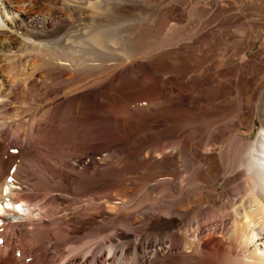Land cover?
I'll use <instances>...</instances> for the list:
<instances>
[{
    "label": "bare ground",
    "instance_id": "6f19581e",
    "mask_svg": "<svg viewBox=\"0 0 264 264\" xmlns=\"http://www.w3.org/2000/svg\"><path fill=\"white\" fill-rule=\"evenodd\" d=\"M155 1L0 0V264H160L162 253L186 252L194 244L200 264H264V122L253 141L235 137L222 147L212 142L222 128L207 118L222 113L227 101L207 111V100L221 102L218 96L227 88L216 86L217 78L208 76L203 83L202 77L190 76L189 59L170 57L164 69H175L168 72L173 75L163 83L166 88L149 84L151 89L142 92L144 74L133 75L147 67H137L135 59L169 57L171 51L163 49L177 47L188 31L167 11L144 14ZM178 47L173 54L179 55ZM119 68L122 75L116 74ZM142 114L153 116L152 123H166L156 141L178 144L177 162L149 167L161 197L149 196L151 204L143 211L175 218L178 230L148 247L138 226L132 228L135 242L117 233L118 227L131 225L123 215L130 208L120 198L126 197L124 190L79 205L83 191L122 173L107 159L104 168L83 162L84 155L110 152L126 132L138 130L130 122L138 123ZM180 137L186 139L185 149ZM220 147L216 164L212 155ZM147 163V157L125 161L133 170ZM144 201L131 205L137 225ZM64 203L68 206L61 209ZM17 213L22 217L14 222L11 215ZM194 224L198 237L218 229L227 230L226 237L211 233L194 243L187 235ZM48 249L57 260L50 261ZM147 249L154 257L150 262Z\"/></svg>",
    "mask_w": 264,
    "mask_h": 264
},
{
    "label": "rangeland",
    "instance_id": "374dc122",
    "mask_svg": "<svg viewBox=\"0 0 264 264\" xmlns=\"http://www.w3.org/2000/svg\"><path fill=\"white\" fill-rule=\"evenodd\" d=\"M157 2L155 1V4L147 6L148 8L146 7V9L144 10L145 11L144 14L148 15V14H151L152 12L154 13L156 12V14L161 15V13L167 11L168 12V13L166 12L167 15L169 14V16H172V19L174 21L182 23L180 25H183V26L185 25L186 30L188 29V31L187 32L185 31V33L183 31V33L186 34L185 38L184 36H182L181 39L179 38L180 40L186 39L185 41L178 40L179 41L178 42L176 40L177 42H175L176 44L178 43V45L181 47V50H180L181 52L180 51L178 52L179 55L173 54L179 48L178 45L177 47L175 45V46H171L172 49H170L171 47H166L165 49H163L164 52L171 51L169 53H171L172 55V56L170 55L169 57L166 56L164 59L161 58L160 56L161 54L160 55L155 54L154 56L151 57L152 60H150L149 55L148 57H146V59L144 56L135 59V62H137L135 63V65L137 67L139 68H143L145 66L147 67L146 68L148 72L147 76H146L147 74L146 70L143 71L142 69L136 70V73H134L136 77L133 75L134 79L136 78L138 79L137 76L138 74H140V72H141L140 76L144 74L142 76V80L145 85L140 87L142 92L146 91L145 89L149 91L151 87L155 88L156 85H158V87L161 86L162 88H166L163 83H166L165 81L170 78V75L171 76L173 75V74H168V72L170 69L172 70L175 69L174 66L166 67L168 71L164 69V66L169 62L168 59L170 57L176 58L177 60L178 58L181 60L189 59L190 64H191V61L193 62L191 64L193 67L192 70L194 72H197V73H193V71L191 70L190 76L193 75V76H199V78L202 77V79L204 78V80L201 79L203 83L205 82V80L209 82L210 78H214V79L217 78L215 80V83L216 82L218 83V84L216 83L217 84L216 86H220L221 88L226 86L225 88H227V89L222 88L223 90L224 89L225 90L221 91L222 93H220V95L218 96V97H221L220 98L221 102L219 100L218 101L213 100L214 99L213 97L207 100L208 104L206 102L207 104L206 110L209 111L210 106L212 109V108H215L213 106L222 103L223 101H225V99L227 101V102H223L224 103L223 108H225V110L222 108V113H219L217 115H212L209 118H207V120H210V121H213V120L217 121L218 124L220 125L219 127L222 128V129L220 128L222 132L217 134L218 138L216 137L217 139L215 138L212 142L216 144L218 143L222 147L230 143L231 139L235 137H241L246 140L248 139L250 141L255 140L257 137V134L263 127L262 125L264 122V113H263L264 112V0H232V1L210 0V2L208 0H205V1H202V0H157ZM194 12L195 14L193 15L195 16H193L194 18H192V13ZM188 15L190 16L188 17ZM174 18H176V20ZM205 28L207 29L205 30ZM167 33L168 31H166V34ZM189 33H192V35L190 34L191 37L189 36ZM166 34L164 36H166ZM189 38L190 39L192 38V40H190ZM187 39H188V42H186ZM185 43H188V44H185ZM186 47L189 48V50L185 49ZM179 56H181L182 58H180ZM219 56H220V59H219ZM221 57H224V58H221ZM201 58L204 60L201 61L202 60ZM153 63L155 64V67L153 66L154 65ZM197 63H199L198 64L199 66L197 65ZM201 64H203V67ZM194 65L196 66L195 68H198V69H195ZM232 68H234V70ZM172 70H170V72ZM123 71H124L123 69L119 68L116 74L122 75ZM161 71L163 73H161ZM208 76L210 78H208ZM218 77H221L220 78L221 80ZM149 84L152 86L149 87L150 86ZM197 84L199 85V83ZM146 85H149V86H146ZM174 88L176 87L174 86ZM228 88L230 90H228ZM236 88L238 89V91ZM140 89L139 91L138 89H136L135 90L136 93H139L141 91ZM231 90H235V93L234 91H231ZM225 92L227 93V95ZM148 102L149 101H145L143 104L148 105L149 104ZM226 105L229 107H227ZM199 106H200V103L194 104V108L196 109L199 108ZM231 107L232 109L229 110ZM212 112L214 113V111ZM145 116L148 117V119ZM142 117L143 118H141V120L137 121L138 123L135 122L134 124V122L132 121L130 122V126L132 127L138 126L137 128L138 130L134 132L132 135L126 132L123 135L124 137L121 136L122 140L113 144L112 150L110 152H107V153L92 152L88 154L87 156L84 155L85 156L84 159L82 158L83 162L85 160H86V163L87 162L89 163L92 161L94 162V164L99 165L102 168H104L105 166H102V165H104L103 163L107 159L105 162L109 163L110 168L116 169L117 167V170H121L122 173H119L120 175L119 174L114 175L108 182L102 181L101 182L102 184L99 183L95 185L94 188L90 189L89 191H86V192L83 191L80 196V197L82 196L83 197L81 198L82 200L79 199L81 200L79 201L80 202L79 205H82V204L83 206L86 205L87 204L86 201L89 199H94L95 196L97 200V198H99V196L102 194H103L102 196H106L109 194L113 196L114 195L119 196V194L121 193L120 190L122 192L124 190V193H121V195L123 194L122 196H126L124 197L125 200L123 197H120V198H122V201L125 202L127 207H128L127 205L128 203L130 205V208L129 209L127 208L128 210L125 209L123 212V215L126 218L129 217L128 219L130 220L131 225L127 227L128 230L126 228L127 231L124 230L125 227L123 229L118 227L117 233L120 236L125 237V239L128 240L129 242H135L136 234L132 230L138 226L140 227V231L143 233L140 236V238L142 239L141 243L144 244L145 247H148L150 245H153L152 243H155L161 239L167 240L166 238L168 235L178 230L179 222L175 218H172L170 216H164L162 214H157V213H150L149 215L143 214V211L146 208H148V206L151 204L148 201V197L151 196L152 198L158 194V189H157L158 186L156 183V178L154 175L151 174L149 167L154 164H157V166L159 165L160 167H165L168 164H169L168 166H171L172 162H177L178 161L176 160L177 158H174L173 156L176 155L178 144H177V141L174 140L176 143L175 144L173 141L170 142L168 139L165 141H160V142L156 141L155 139L156 135L160 132L161 129L164 130L166 123L161 120H159L158 123L156 121L152 123L154 120L153 116H150V115L147 116V114L146 115L142 114ZM227 119H230L228 120L230 123L227 122ZM144 123L145 125L147 124L148 127H145ZM225 124H227L228 127ZM151 126H153L154 128ZM150 127L153 129H150ZM178 140H181V141H178V143H181L180 145L182 146L181 148L185 149V146H184L185 145L184 143H186L185 137H180L178 138ZM221 147L218 148L217 151L214 152L212 155L213 160L212 159L211 160L216 164L219 163V153L221 151L220 150ZM93 153L94 154L96 153L94 158L91 157V155H94ZM146 157L148 159V163L144 167L133 170L130 165L125 164V161L127 159H132L135 161H138V160L142 161V160H145ZM180 161L182 160L180 159ZM181 163H183V161L180 162V164ZM86 194L87 195L91 194V195L86 196ZM91 196H93V198ZM157 196L161 197L160 194ZM100 198L102 197L100 196ZM144 199L146 201H144ZM142 200L144 202L141 204V208H139L142 212L140 213V215L138 214V216L140 217V222L137 225L136 223H134L136 214L134 215L133 213L134 211L131 208L133 206L140 205L139 202L141 203ZM65 204L66 203H64L62 206L59 205V207L61 209L66 208L68 205L67 204L65 205ZM131 205L133 206L131 207ZM52 214L53 213H51V215ZM51 215H50V218H52L55 214L53 216ZM99 223H102V218L100 216H98L95 226L98 227ZM88 227L89 226L87 225V228ZM192 227L196 229L195 224L191 225V227H189V229L191 230H189L187 235L191 237L192 241L194 240L193 241L194 243L199 242V239L202 237L204 239H207L209 234L211 233L215 234L216 238L222 239V237L227 232V230L223 232V229H218L215 231L211 230V231H207L206 233L198 237L197 234L194 235L195 229H192ZM229 227L230 225H227L226 229H228ZM166 246L168 247V245ZM196 246L194 244L193 248L187 249L186 251L187 253L183 251V249H177L174 252L170 254H166V255L162 253L161 255H159V258L157 260L159 261L160 264H200L197 258L200 248L199 246L197 247ZM157 248H160V247L158 246ZM47 251L46 252L49 253L50 261H54L58 259V254L55 253L53 249H48ZM151 252H152L151 249H147L145 253V261L150 262L149 260L154 258ZM192 254H194V257L197 258L196 260L188 258V255H192ZM108 256L109 255L106 253L105 259L108 260L109 259Z\"/></svg>",
    "mask_w": 264,
    "mask_h": 264
}]
</instances>
